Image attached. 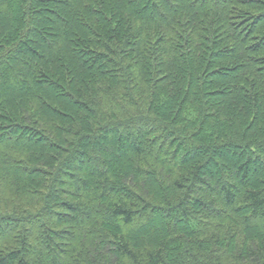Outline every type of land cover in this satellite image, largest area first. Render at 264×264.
<instances>
[{"label":"trees","instance_id":"16d2710c","mask_svg":"<svg viewBox=\"0 0 264 264\" xmlns=\"http://www.w3.org/2000/svg\"><path fill=\"white\" fill-rule=\"evenodd\" d=\"M10 1L0 264H264V0Z\"/></svg>","mask_w":264,"mask_h":264},{"label":"rangeland","instance_id":"374dc122","mask_svg":"<svg viewBox=\"0 0 264 264\" xmlns=\"http://www.w3.org/2000/svg\"><path fill=\"white\" fill-rule=\"evenodd\" d=\"M16 2V0H11L10 1V4L12 5V3H15ZM175 6H178L177 4H174ZM47 9V11L48 12H52L53 10H55V4H51V5H49V6H47L46 7ZM10 23L11 22H9V21H3L2 22V24L0 25V32H1V30H3L4 29V27H6V26H8V25H10ZM19 54V53H18ZM35 62L34 63H32V62H28L27 64H26V66H28V68L29 69H33V68H35ZM25 81L26 80V78H22V80H19V81H17L16 82V78H15V76H13L10 80H9V84L8 83H6L5 81H3V80H1L0 81V104L2 103V96L8 91V90H14V89H18V88H20L21 87V85H20V82H22V81ZM227 82H229L228 84H231V85H233V82H234V80H233V76H230V78L228 79V81ZM223 84V87H222V89L223 90H221L220 92L221 93H219V94H217L216 96H215V100L216 99H218L219 101H220V99H222V98H226L228 95H229V90L228 89H226V87L227 86H224L225 84L224 83H222ZM27 87H28V90L30 91V92H32V90H33V86L30 84V83H27ZM219 92V91H218ZM153 124H155V123H151V125L149 124L148 125V127H150V126H152ZM144 125V124H143ZM143 125H141L140 123H138V124H136L135 125V128H141V127H143ZM7 137H5V136H3V141H6L7 139H6ZM38 145H40V143L38 142L37 143ZM41 144H42V142H41ZM27 145H29V144H27ZM30 145H32V143H30ZM34 145V144H33ZM32 145V146H33ZM227 154H228V158H233V159H235V158H238V155H235V153H233V151L232 150H229V151H227ZM211 158H212V160H214L215 161V159H219L220 160V162L221 163H225V159H224V157L223 156H220V155H211ZM121 160V159H120ZM87 164H89V162L87 163ZM208 169H212V170H214L215 169V167H213L212 165H208V167H207ZM218 168V167H217ZM216 168V169H217ZM252 169L254 170V173H252V175H260L261 173H262V169H260V168H258V167H252ZM160 216V215H159Z\"/></svg>","mask_w":264,"mask_h":264}]
</instances>
